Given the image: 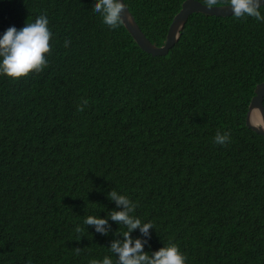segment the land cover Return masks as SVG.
Returning a JSON list of instances; mask_svg holds the SVG:
<instances>
[{"label": "trees", "instance_id": "obj_1", "mask_svg": "<svg viewBox=\"0 0 264 264\" xmlns=\"http://www.w3.org/2000/svg\"><path fill=\"white\" fill-rule=\"evenodd\" d=\"M184 1L125 3L163 46ZM94 6L0 0V35L40 15L53 33L42 71L0 75V264H119L113 191L153 223L131 233L150 255L176 244L186 264H264V136L247 126L264 22L194 13L153 56ZM217 132L229 141L215 143ZM89 215L108 219L106 231L84 224Z\"/></svg>", "mask_w": 264, "mask_h": 264}, {"label": "clouds", "instance_id": "obj_2", "mask_svg": "<svg viewBox=\"0 0 264 264\" xmlns=\"http://www.w3.org/2000/svg\"><path fill=\"white\" fill-rule=\"evenodd\" d=\"M209 7L215 5L217 0H207ZM233 15L240 17H254L257 21L264 22V0H228ZM95 11L99 12L103 22L111 28L119 26L123 19L121 12L126 7L124 0H95ZM53 33L49 27L46 15L38 16L34 22H27L22 28L10 26L0 35V75L19 80L33 72L42 71L48 64L47 54L51 50ZM87 103V102H85ZM215 143L224 145L230 137L227 133L217 132ZM111 198L122 210L112 211L110 219L122 222L125 231L124 239L115 240L111 244L110 253L118 254L119 264H186L187 257L181 253L176 244H169L155 251L151 255L144 251L141 239H133L131 233L137 228L147 234L153 226L151 221L142 223L138 217L130 215L136 207L130 199L113 191ZM108 219L96 215H89L84 224L94 225L96 231L105 232L104 225ZM81 229L77 227L76 231ZM27 264H33L31 258ZM90 264H115L111 255H106L102 260L94 259Z\"/></svg>", "mask_w": 264, "mask_h": 264}, {"label": "water", "instance_id": "obj_3", "mask_svg": "<svg viewBox=\"0 0 264 264\" xmlns=\"http://www.w3.org/2000/svg\"><path fill=\"white\" fill-rule=\"evenodd\" d=\"M194 13H203L218 17L233 15L229 4L209 7V5L199 0H186L182 3V8L174 17L163 46H156L147 38L127 5L121 12V17L123 19L122 23L142 50L153 56H163L167 55L178 42L189 17ZM247 126L264 136V83L258 84L255 89V94L251 100L247 114Z\"/></svg>", "mask_w": 264, "mask_h": 264}, {"label": "bare ground", "instance_id": "obj_4", "mask_svg": "<svg viewBox=\"0 0 264 264\" xmlns=\"http://www.w3.org/2000/svg\"><path fill=\"white\" fill-rule=\"evenodd\" d=\"M256 119H258V118H256Z\"/></svg>", "mask_w": 264, "mask_h": 264}]
</instances>
